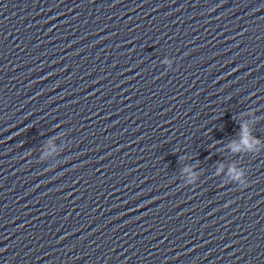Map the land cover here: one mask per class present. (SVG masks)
Wrapping results in <instances>:
<instances>
[{"label":"water","instance_id":"1","mask_svg":"<svg viewBox=\"0 0 264 264\" xmlns=\"http://www.w3.org/2000/svg\"><path fill=\"white\" fill-rule=\"evenodd\" d=\"M0 264H264V0H0Z\"/></svg>","mask_w":264,"mask_h":264},{"label":"clouds","instance_id":"2","mask_svg":"<svg viewBox=\"0 0 264 264\" xmlns=\"http://www.w3.org/2000/svg\"><path fill=\"white\" fill-rule=\"evenodd\" d=\"M256 138H251V134L247 129L246 125H241V140L239 143H232L231 147L234 152H239L241 150H248L251 151L254 148ZM232 173L234 175V178L240 179L243 176L242 171H238L235 168H233ZM247 187V186H246Z\"/></svg>","mask_w":264,"mask_h":264}]
</instances>
